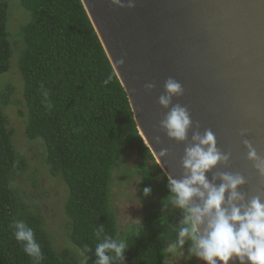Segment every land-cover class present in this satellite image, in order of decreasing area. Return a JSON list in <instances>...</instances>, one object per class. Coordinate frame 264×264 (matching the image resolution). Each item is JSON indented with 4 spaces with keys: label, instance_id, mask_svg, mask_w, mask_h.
<instances>
[{
    "label": "trees",
    "instance_id": "trees-1",
    "mask_svg": "<svg viewBox=\"0 0 264 264\" xmlns=\"http://www.w3.org/2000/svg\"><path fill=\"white\" fill-rule=\"evenodd\" d=\"M18 2L29 14L28 22L14 34L26 109L24 136L42 143L50 176L67 188L69 243L77 250L94 249L100 225L105 234L120 238L111 184L115 170L135 155L143 230L134 231L138 223L121 238L130 243L123 264H164L165 236H175L172 229L180 227L183 214L171 207L162 210L161 201L170 194L167 177L139 135L124 88L81 0ZM8 14V0H0V76L9 70L12 57ZM12 93L6 87L0 94L2 106L9 104ZM25 169L0 113V264H70L54 250L41 218L16 200L10 177ZM145 187L152 189L147 197ZM13 219L33 230L43 253L39 262L15 240L9 227ZM82 256L83 264H94V254ZM198 260L191 256L190 264Z\"/></svg>",
    "mask_w": 264,
    "mask_h": 264
},
{
    "label": "water",
    "instance_id": "water-1",
    "mask_svg": "<svg viewBox=\"0 0 264 264\" xmlns=\"http://www.w3.org/2000/svg\"><path fill=\"white\" fill-rule=\"evenodd\" d=\"M81 2L124 88L139 135L165 176L183 177L181 159L198 126L201 133L211 129L217 147L231 154L228 165L219 164L206 177L240 173L246 197H264V178L243 144L249 140L264 157V0H135L132 9L110 0ZM169 77L184 89L173 104L187 107L193 121L186 142L170 140L159 128L167 110L158 98ZM150 82L155 88L148 93L144 85ZM162 149L166 157L159 155Z\"/></svg>",
    "mask_w": 264,
    "mask_h": 264
},
{
    "label": "clouds",
    "instance_id": "clouds-1",
    "mask_svg": "<svg viewBox=\"0 0 264 264\" xmlns=\"http://www.w3.org/2000/svg\"><path fill=\"white\" fill-rule=\"evenodd\" d=\"M115 7H135V0H110ZM123 64V59L118 61ZM108 80L104 81L107 84ZM154 83L144 85L145 92L151 93ZM184 94L182 85L169 77L163 85V93L158 104L167 110L159 122V128L170 140L178 143L188 141L193 121L188 108L173 99ZM47 95V93H45ZM248 135L247 129L240 131L241 137ZM158 139V138H157ZM247 149V159L259 176L264 178V157L257 154L252 143L243 139ZM168 155L167 149L159 153ZM230 153H224L217 147L216 136L211 129L203 133L192 131L191 142L184 149L181 159L183 177H167L169 195L161 201L162 210H179L183 216L178 229L173 228L175 236L166 235L167 247L162 249L164 264L183 256V249L189 245L190 256L202 260L205 264H230L234 259L240 264H264V197L255 195L250 199L240 189L246 179L240 173L221 172L210 181L206 173L219 164L228 165ZM216 180L220 183L217 184ZM152 192L150 187L143 189L145 197ZM166 223V217H162ZM17 242L23 244L24 253L39 262L43 259L41 246L34 232L22 220L13 219L9 225ZM142 229L141 223L134 231ZM143 230V229H142ZM97 243L94 249L78 250L80 255L91 252L96 259L94 264H123L124 254L128 250V238H117L105 234L103 225L95 230Z\"/></svg>",
    "mask_w": 264,
    "mask_h": 264
},
{
    "label": "rangeland",
    "instance_id": "rangeland-1",
    "mask_svg": "<svg viewBox=\"0 0 264 264\" xmlns=\"http://www.w3.org/2000/svg\"><path fill=\"white\" fill-rule=\"evenodd\" d=\"M9 14L7 29L12 50L9 70L0 76V94L11 87L9 104L1 105L0 113L11 135V143L17 156L26 162V169L10 177V185L16 200L30 212L38 215L51 244L62 259L70 264H83V256L69 242L71 223L65 215L64 206L68 192L61 180L53 178L44 163L45 151L40 141H29L24 136L26 109L23 103V83L17 70V49L14 34L20 26L29 20V14L20 6L18 0H8ZM137 163L135 155H129L113 174L111 184V206L114 212L119 237L141 221L139 203V175L134 172ZM189 250H183V256L169 261V264H190Z\"/></svg>",
    "mask_w": 264,
    "mask_h": 264
}]
</instances>
